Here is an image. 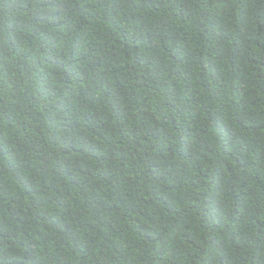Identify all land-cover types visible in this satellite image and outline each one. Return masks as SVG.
<instances>
[{"label":"trees","instance_id":"obj_1","mask_svg":"<svg viewBox=\"0 0 264 264\" xmlns=\"http://www.w3.org/2000/svg\"><path fill=\"white\" fill-rule=\"evenodd\" d=\"M0 264H264V0H0Z\"/></svg>","mask_w":264,"mask_h":264}]
</instances>
